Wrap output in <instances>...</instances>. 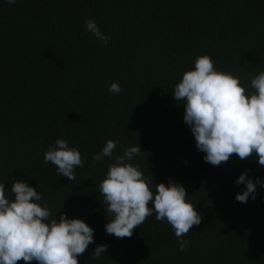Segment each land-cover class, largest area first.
Wrapping results in <instances>:
<instances>
[{"label":"trees","instance_id":"obj_1","mask_svg":"<svg viewBox=\"0 0 264 264\" xmlns=\"http://www.w3.org/2000/svg\"><path fill=\"white\" fill-rule=\"evenodd\" d=\"M88 18L107 45L85 30ZM202 54L250 85L264 70V0H0V182L11 194L13 179L25 180L57 220L63 212L94 229L78 264H264V186L235 199L246 187L238 176L264 180V166L255 154L205 162L173 98ZM113 82L121 92L108 91ZM58 138L81 152L75 180L43 162ZM108 139L113 157L138 144L147 155L133 162L154 184H183L202 217L186 251L155 214L131 238L106 234L99 184L112 160L92 157ZM100 244L105 254L92 258Z\"/></svg>","mask_w":264,"mask_h":264},{"label":"clouds","instance_id":"obj_2","mask_svg":"<svg viewBox=\"0 0 264 264\" xmlns=\"http://www.w3.org/2000/svg\"><path fill=\"white\" fill-rule=\"evenodd\" d=\"M8 3L15 4L16 0ZM84 24L86 31L107 45L109 38L94 19L88 18ZM108 91L119 93L122 88L113 82ZM173 98L182 102L184 122L195 137L197 149L205 154V162L220 166L233 154L242 161L255 154L259 165L264 166V70L245 85L235 72L217 68L209 54H202L195 59L194 68L183 72ZM117 143L108 139L92 157L94 163L105 157L112 160L99 184L108 217L106 234L131 238L134 229L155 214L157 221L171 225L179 250L186 251L190 241L183 237L201 223L202 217L185 187L172 180L154 184L152 175H145L133 162L147 153L137 144L113 157ZM43 162L55 165L58 174L69 181L76 179L75 169L85 163L78 148L70 147L62 138L48 147ZM235 182L246 185L235 197L242 203L250 197L255 199L257 185L264 186V180H253L248 170ZM42 200L40 192L25 180L13 179L11 194L4 181L0 182V264H78V257L94 243V229L88 223L63 212L57 220ZM107 247L97 245L92 258L99 259Z\"/></svg>","mask_w":264,"mask_h":264}]
</instances>
